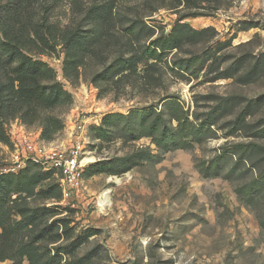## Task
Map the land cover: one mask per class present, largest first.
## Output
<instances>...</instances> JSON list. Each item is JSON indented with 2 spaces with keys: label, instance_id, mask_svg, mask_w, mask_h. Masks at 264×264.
<instances>
[{
  "label": "rangeland",
  "instance_id": "1",
  "mask_svg": "<svg viewBox=\"0 0 264 264\" xmlns=\"http://www.w3.org/2000/svg\"><path fill=\"white\" fill-rule=\"evenodd\" d=\"M208 1L203 6L220 9L181 19L182 6L168 0H38L37 18L60 26L85 25L88 8L103 3L124 25L142 17L155 30L152 39L168 36L179 23L212 28H182V45L148 67L153 81L145 87L141 78L134 86L100 78L117 55L114 45L106 63L88 60L71 78L64 76L62 45L36 56L57 71L73 103L51 112L64 124L52 140L42 137V119L7 121L11 142L0 141V169L10 164L13 136L23 128L65 151L79 134L75 125H85L83 173L100 161L120 169L129 156H144L118 174L82 173L79 188L62 199L66 209L54 218L66 217L73 237L49 248L63 264L82 257L91 264H264V0ZM167 100L178 103L182 117L179 137L167 148L148 136L97 138L95 127L106 114L156 108L170 117ZM90 231L95 234L86 237ZM76 242L74 254L53 247L72 250ZM23 264L30 263L25 258Z\"/></svg>",
  "mask_w": 264,
  "mask_h": 264
},
{
  "label": "trees",
  "instance_id": "2",
  "mask_svg": "<svg viewBox=\"0 0 264 264\" xmlns=\"http://www.w3.org/2000/svg\"><path fill=\"white\" fill-rule=\"evenodd\" d=\"M168 1L174 7L182 6L185 14L181 19L210 16L220 9L219 5L213 8L203 6L208 0ZM37 4L38 0H8L6 5L0 2V141L4 143L11 142L6 123L16 117L25 125L42 119V137L52 140L64 124L60 116L51 112L73 103V96L58 79L57 71L37 55L53 53L62 45L65 52L64 76L71 78L79 76L88 60L106 63L114 45L118 49L117 55L99 75L100 78L114 81L119 77L114 83L121 82L124 86H134L141 78V85L145 87L153 81L147 72L148 67L157 66L169 50L182 45V28L192 29L188 23H179L168 36L152 39L155 30L142 17L132 19L126 25L118 17L121 23L118 25L113 6L103 3L88 8L85 25H76L72 20L60 26L48 16L37 18ZM90 23L92 26L87 28ZM209 28L212 29L192 30L193 33H201ZM164 104L173 108L170 117L156 108L106 114L101 124L95 127L97 138L117 136L138 140L148 136L159 147L167 148L179 137L182 117L176 114L179 112L176 101L167 100ZM172 120L178 121L176 127L171 124ZM143 157L129 156L120 169L107 161H100L83 175L125 172ZM62 199L63 192L55 171L44 170L40 164L29 162L18 173L0 176V264L6 261L23 264L25 258L30 264H63L62 257L52 255L49 248L51 244L73 237L70 221L66 217L54 218L66 209L60 204ZM46 203H51V206ZM94 234L86 232V237ZM80 243H72V250L70 246L53 247L57 251L74 254L73 250ZM91 262V259L82 257L78 262L65 264Z\"/></svg>",
  "mask_w": 264,
  "mask_h": 264
},
{
  "label": "built area",
  "instance_id": "3",
  "mask_svg": "<svg viewBox=\"0 0 264 264\" xmlns=\"http://www.w3.org/2000/svg\"><path fill=\"white\" fill-rule=\"evenodd\" d=\"M75 142L65 151L47 147L43 141L28 134L25 128L13 136L15 153L10 164L0 169V176L6 173H18L29 162L40 164L44 170L55 171L63 192V199L69 197L79 188L82 173L87 162L84 143L85 125L76 124Z\"/></svg>",
  "mask_w": 264,
  "mask_h": 264
}]
</instances>
